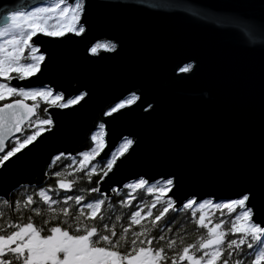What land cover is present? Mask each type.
<instances>
[{
	"label": "water",
	"instance_id": "1",
	"mask_svg": "<svg viewBox=\"0 0 264 264\" xmlns=\"http://www.w3.org/2000/svg\"><path fill=\"white\" fill-rule=\"evenodd\" d=\"M49 2L0 0V24L4 8ZM82 20L79 36L42 38L46 60L28 82L87 95L47 109L53 128L12 158L5 187L44 182L51 156L84 150L103 122V151L134 140L113 182L175 174L180 195L251 188L264 201V0H86ZM96 41L117 48L88 53ZM130 93L135 101L103 115Z\"/></svg>",
	"mask_w": 264,
	"mask_h": 264
},
{
	"label": "snow or ice",
	"instance_id": "2",
	"mask_svg": "<svg viewBox=\"0 0 264 264\" xmlns=\"http://www.w3.org/2000/svg\"><path fill=\"white\" fill-rule=\"evenodd\" d=\"M85 9L86 0L3 9L0 264H264V201H258L253 189L224 197L180 195L175 174H133L113 182L110 174L134 140L123 137L103 151V122L91 131L84 150L51 156L44 182L17 181L5 187L12 158L22 157L53 128V118L47 107L41 110V103L65 109L87 95L78 91L65 98L46 84L28 82L46 60L42 38L84 33ZM116 48L112 41H96L87 51L95 55ZM192 68L189 62L181 71ZM136 99L130 93L103 115L112 116Z\"/></svg>",
	"mask_w": 264,
	"mask_h": 264
},
{
	"label": "trees",
	"instance_id": "3",
	"mask_svg": "<svg viewBox=\"0 0 264 264\" xmlns=\"http://www.w3.org/2000/svg\"><path fill=\"white\" fill-rule=\"evenodd\" d=\"M45 107H47V109L49 108V106H47V105H44L43 103H41V110L43 109V108H45ZM39 114V113H38ZM69 163H70V161H68ZM59 163H62V161H58L57 162V164H59ZM53 167L54 168H56L57 167V165L56 164H54L53 165ZM58 170V169H57ZM49 171H51L50 169H49ZM49 179H52V180H54V178H49ZM145 199H147V197H145Z\"/></svg>",
	"mask_w": 264,
	"mask_h": 264
}]
</instances>
